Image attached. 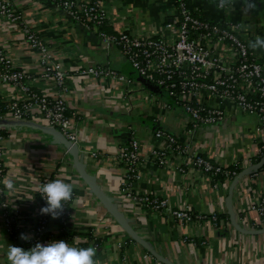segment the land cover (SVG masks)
Returning a JSON list of instances; mask_svg holds the SVG:
<instances>
[{"label":"crops","instance_id":"1","mask_svg":"<svg viewBox=\"0 0 264 264\" xmlns=\"http://www.w3.org/2000/svg\"><path fill=\"white\" fill-rule=\"evenodd\" d=\"M175 1H108L110 25L105 29L108 33L127 29L143 34L161 30L174 11ZM12 2L66 71L68 107L80 115L76 145L83 168L74 151L67 153L68 145L55 135L29 125L2 126L4 181H14V191L6 189L10 207L31 217L38 206V187L45 176H51L73 183V199L66 224L62 226L56 218L50 229L57 237L66 234L70 244L96 245L99 264H264V230L256 228L260 218L254 208L264 195V175H246L236 185L231 212L228 197L233 180L219 179L216 184L195 167L183 173L177 167L181 157L166 166L152 158L160 144L154 131L161 127L218 164L244 161L264 139L256 131L255 118L230 111L222 122L188 132V115L181 108L165 107V97L158 87L149 89L159 96L152 99L139 79L127 93L126 84L77 72L89 65H108L133 76L118 51L103 48L98 29L75 23L49 0ZM255 3V10L246 13L244 0H235L229 15L242 23L241 33L248 42L264 37V0ZM198 6L205 17H218L213 5ZM26 25L0 16V46L18 68L36 77L34 88L54 94L57 89L53 81L40 76L41 55L27 42ZM255 52L262 55L264 49ZM133 137L140 142L142 174L135 192L166 198L170 207L189 209L196 215L218 213L217 224L210 218L182 222L124 195L127 168L118 154ZM92 152L98 157L94 158ZM9 245L15 246L0 222V264H9Z\"/></svg>","mask_w":264,"mask_h":264},{"label":"built area","instance_id":"2","mask_svg":"<svg viewBox=\"0 0 264 264\" xmlns=\"http://www.w3.org/2000/svg\"><path fill=\"white\" fill-rule=\"evenodd\" d=\"M49 1L75 23L98 29L103 48L118 51L129 64L133 76L108 65H89L79 69L78 73L126 84L127 93L133 91L132 84L136 79L142 81L148 91L153 88H149L147 83L151 87H158L165 97V107L181 108L188 115V132L200 126L220 123L232 111L254 117L257 133L264 136V53L259 55L249 47V42L241 33L242 23L229 16L235 0L230 6L223 8L218 7L220 0H176L174 11L165 19L161 30L151 29L145 34L127 29L111 33L106 31L105 28L110 25L107 3L112 0ZM204 3L215 7L218 13L216 19L202 14L198 5ZM0 16L26 25L23 13L15 7L12 0H0ZM25 28L27 42L41 55L43 71L40 76L53 81L57 90L51 94L34 88L32 81L36 77L18 68L13 58L0 46V121L45 123L77 144L80 115L76 111H70L68 107L66 71L54 61L44 39L27 25ZM149 93L152 99L159 97L154 96L151 91ZM1 130L0 127V196L5 198L1 203L4 210L3 230L12 241L15 229L20 230L29 237L27 240L23 239L29 249L37 243L47 245L58 241L57 234L50 229L52 216L40 212L42 207L47 206L40 193L38 206L31 217L23 218L21 213L10 207L4 186L6 168L2 141L5 135ZM154 135L160 141L152 152V158L158 165L166 166L176 157H181L183 160L177 166L181 172L186 173L188 169L195 167L209 175L216 184L220 181L219 176L234 180L244 169L256 164L259 158H264V139L249 159L222 165L200 150L193 149L188 142L168 130L157 127ZM69 152L67 149V153ZM91 155L98 157L96 152ZM118 155L127 168L122 187L125 196L154 211L166 212L173 219L182 222L191 223L196 219L210 218L214 224L218 223V213L196 215L189 209L170 207L166 198L135 192V184L142 175L139 170L138 139H130L120 148ZM234 165L235 169H232L231 166ZM239 167L241 172H238ZM249 175H264V167L261 166ZM52 180L51 176H45L42 184ZM72 199L64 202V211L59 216L63 224L71 216ZM254 208L258 210L260 218L256 228L263 229L264 195ZM94 247L97 248L96 245Z\"/></svg>","mask_w":264,"mask_h":264},{"label":"clouds","instance_id":"3","mask_svg":"<svg viewBox=\"0 0 264 264\" xmlns=\"http://www.w3.org/2000/svg\"><path fill=\"white\" fill-rule=\"evenodd\" d=\"M232 3L233 0H220L218 7L223 8ZM255 8V0H244L246 13ZM249 47L253 50L264 49V37L257 36L249 42ZM4 186L7 190L14 191L12 179H6ZM38 191L47 202V206L40 209L41 214H48L56 219L64 211V202L73 198V183L58 178L40 185ZM21 239L27 240L29 237L21 234ZM96 256L97 249L94 246L79 247L65 240L52 241L47 245L37 243L28 250L9 245L7 251L9 264H99Z\"/></svg>","mask_w":264,"mask_h":264},{"label":"water","instance_id":"4","mask_svg":"<svg viewBox=\"0 0 264 264\" xmlns=\"http://www.w3.org/2000/svg\"><path fill=\"white\" fill-rule=\"evenodd\" d=\"M148 87L149 88H153L155 89L154 87H151V85H149L147 83ZM32 126L34 128H39L45 132H48V133H51L53 135H55L56 137L62 139L63 141H65V143L68 145V148L70 151H74V155L76 157V160L79 164V166L81 168L82 167V164L80 163L81 161H79V158H78V146L74 143H72L71 141H69L68 139H66V137H64L58 130H56L55 128L53 127H49V126H43V125H38V124H35V123H27L25 121H14V120H1L0 121V127L2 126ZM264 165V158L261 159L260 162L244 169L233 181H232V184H231V189H230V192H229V197H228V205H229V208L231 210V212H233V208H232V198H233V192H234V189L236 187V185L246 176V175H249L250 173H252L253 171L255 170H258L261 166ZM264 230V229H262ZM261 231V230H260Z\"/></svg>","mask_w":264,"mask_h":264},{"label":"trees","instance_id":"5","mask_svg":"<svg viewBox=\"0 0 264 264\" xmlns=\"http://www.w3.org/2000/svg\"><path fill=\"white\" fill-rule=\"evenodd\" d=\"M1 132L5 135V133L1 130ZM261 161V159L259 158L258 160H257V163L258 162H260ZM263 167H264V165H263ZM231 168L232 169H235V165L234 166H231ZM242 171V169L239 167L238 168V172H241ZM219 179H224L225 177L222 175V176H219L218 177ZM39 197V196H38ZM3 200H5V198L4 197H2V196H0V222L2 223V218H3V216H2V213L4 212V210L2 209V207H1V203H2V201ZM21 216L24 218V217H30V215H28V214H25V213H21ZM29 219H31V218H29ZM59 219V221H60V217L58 218ZM61 222V221H60ZM61 224H62V226H64L65 224H63L62 222H61ZM20 234H22L21 233V231L20 230H18V229H15V231H14V233H13V235H12V237H13V242H14V245L15 246H18V247H22V248H24L25 250H28L29 249V245L27 244V242L26 241H24L23 239H21V237H20ZM61 236H62V238H61ZM61 239V240H65L66 242H69V237L66 235V234H64V233H60V236L57 238V240L58 239ZM89 245H88V243H84L83 244V246L82 247H88Z\"/></svg>","mask_w":264,"mask_h":264}]
</instances>
